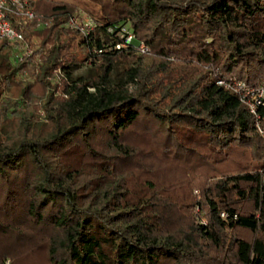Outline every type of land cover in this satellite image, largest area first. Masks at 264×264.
Masks as SVG:
<instances>
[{
  "label": "trees",
  "instance_id": "trees-1",
  "mask_svg": "<svg viewBox=\"0 0 264 264\" xmlns=\"http://www.w3.org/2000/svg\"><path fill=\"white\" fill-rule=\"evenodd\" d=\"M87 3L77 43L101 61L83 76L63 2L25 31L30 52L0 39V264L21 263L26 231L48 240V264H264V108L231 85L264 81V0ZM126 20L149 61L115 47L108 28ZM135 144L180 184L126 171Z\"/></svg>",
  "mask_w": 264,
  "mask_h": 264
},
{
  "label": "rangeland",
  "instance_id": "rangeland-1",
  "mask_svg": "<svg viewBox=\"0 0 264 264\" xmlns=\"http://www.w3.org/2000/svg\"><path fill=\"white\" fill-rule=\"evenodd\" d=\"M54 1L63 2L70 9L69 14H67L63 21L64 26L69 28L71 31L70 34H65V53L67 59H69L70 62L74 64L70 67L71 74L83 76L88 72V67L92 66L93 63H95L94 61L97 62L98 60L97 58H94V60H92V57L90 55H87L85 46L83 44L77 43L78 34L87 35L88 31L94 25L93 19L90 17L85 8V5L89 6V4L87 3L88 0H19L20 3L14 5L8 14L10 16V21L12 22V24L20 28L23 35L22 40L16 41L18 42L19 47L17 53L23 54L26 52H30L31 50V45L24 38V33L26 30L42 28L51 24L53 14L50 12V7L52 4H54ZM26 9L32 12L31 16L27 17L24 14V11ZM126 21V30H128V32H122L118 35L119 38L124 37L127 40L122 46H125V44H130L133 47L134 55L139 57V61H149L148 56L146 55L148 54L147 45L142 40L136 38L134 31L132 30L131 26H129V21ZM37 40L38 37L36 35H32L31 41ZM99 61L101 60H98V62ZM57 94V90L53 92V95ZM146 150V147L140 146L139 144H135L133 146L131 157L128 158L126 161V171L131 172L130 170L136 167H138V169L140 170L143 167V174L149 175V173L146 172L150 170L154 175H164L163 178L167 181L169 180L173 184H178L182 180L181 177L178 176L179 172L177 169L171 168L170 166L165 167L163 164H161V162L154 160V158L151 157V154ZM136 173L138 175L137 171ZM174 177L178 178V182L176 181V178L174 179ZM182 187L180 186V189H184V191L189 190V192L187 191V193H190V195L188 197L184 195L187 199L191 196H194V198H199L200 192L198 187L192 186L188 188L189 186H186V189L184 186ZM198 208V205H194L193 211L197 212ZM178 212L179 211L176 212V215L178 216V221H181V226H183V224L186 222L184 221L185 217L183 214L178 215ZM198 219L200 222L205 223L204 219L199 217ZM172 226H175L174 221H171V223H169V227ZM48 233L51 234L52 231L47 232L46 236L48 235ZM19 237L21 239H25L27 242L26 251L24 250V253H22V264H48L47 262H45L46 251H44V246L48 243V240L43 239L45 237H41V234H39V232L32 233L30 231H26L25 233H23V235L21 234Z\"/></svg>",
  "mask_w": 264,
  "mask_h": 264
},
{
  "label": "built area",
  "instance_id": "built-area-1",
  "mask_svg": "<svg viewBox=\"0 0 264 264\" xmlns=\"http://www.w3.org/2000/svg\"><path fill=\"white\" fill-rule=\"evenodd\" d=\"M18 3H20L19 0H0V39L5 38L11 41H20L23 39L21 29L12 24L10 16L8 15L13 6ZM24 14L29 17L32 15V12L26 9ZM126 29V24H118L115 27L108 28V30H112L117 36L122 32H128ZM126 41L124 37H121V41L115 43V47L122 46ZM216 81L218 83L221 82L220 79ZM231 85L238 92L239 99L245 104L248 110L258 115V108H264V81L252 86L244 83L243 80L236 79L233 80ZM256 127L264 141V128L259 123L256 124Z\"/></svg>",
  "mask_w": 264,
  "mask_h": 264
}]
</instances>
